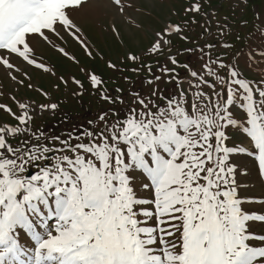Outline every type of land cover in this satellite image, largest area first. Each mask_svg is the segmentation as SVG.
Masks as SVG:
<instances>
[{"label": "snow or ice", "instance_id": "snow-or-ice-1", "mask_svg": "<svg viewBox=\"0 0 264 264\" xmlns=\"http://www.w3.org/2000/svg\"><path fill=\"white\" fill-rule=\"evenodd\" d=\"M86 2L0 0V67L13 70L20 61L47 71L36 62L35 43L55 47L51 37L62 34L83 43L74 16ZM96 3L125 11L123 0ZM181 31L168 26L155 33L150 51L160 52L166 37ZM169 61L173 67H162L154 80L175 82L179 98L156 103L153 89L148 98L132 93V106L102 95L126 107L114 110L112 121L100 114L104 128L82 134L87 142L69 136L49 147L29 128L28 105L19 103L25 111L18 114L0 103L15 121L0 125V264H264V246L250 243L256 237L249 231L264 215L242 208L228 163L230 154L247 153L264 171V78L250 83L219 59L211 63L224 76L208 61L200 72L185 64L198 89L193 102L180 87L179 61ZM90 79L99 89L102 81ZM229 127L243 132L246 146L227 145Z\"/></svg>", "mask_w": 264, "mask_h": 264}, {"label": "rangeland", "instance_id": "rangeland-1", "mask_svg": "<svg viewBox=\"0 0 264 264\" xmlns=\"http://www.w3.org/2000/svg\"><path fill=\"white\" fill-rule=\"evenodd\" d=\"M123 3L125 11L116 13L98 7L96 0H87L74 16L83 43L67 34H62V38L51 37L55 47L35 43L36 62L47 71L20 61H14L17 67L13 70L0 67V103L18 114L25 111L19 108V103L28 105L26 111L32 116L28 126L49 147L59 148L60 141L69 136L72 143L78 142L76 137L87 142L82 134L104 128V122L98 118L100 114L107 112L108 120L112 121L114 110L126 107L110 104L102 95L125 98L127 105L132 106H135L132 93L148 98L153 89L158 90L157 96H151L156 103L166 106L165 97L179 98L180 89L175 82H166L167 77L154 80V76L162 75V67H173L169 57L179 61L176 71L182 74L180 87L193 102L198 89L191 87L195 80L183 69L185 64L191 71L200 72L208 61L213 71L224 76L225 70L211 63L219 59L225 65L236 66L250 83L264 78V0H123ZM193 4L200 5V12L186 11ZM168 26H179L182 31L166 37L170 42L160 52H151L155 33ZM207 45L214 47L209 49ZM61 48L67 55L59 51ZM130 56H136L137 60L129 59ZM92 75L102 81L99 89L93 87ZM210 79L214 81L215 77ZM51 104L57 105L55 110L41 108ZM126 114L121 112V118ZM3 124L14 125L15 121L0 111V125ZM227 131L229 147L246 146L242 131L232 127ZM245 155L234 152L228 163L234 166L232 179L237 198L245 210L256 212L263 210L259 206L264 198L259 175L264 178V171L260 167L254 170L257 160ZM258 199L260 203L255 202ZM260 226L264 229V225L250 224L249 231L261 232Z\"/></svg>", "mask_w": 264, "mask_h": 264}]
</instances>
